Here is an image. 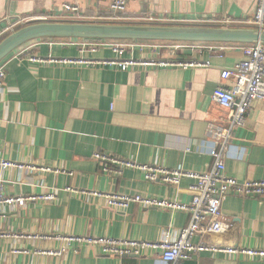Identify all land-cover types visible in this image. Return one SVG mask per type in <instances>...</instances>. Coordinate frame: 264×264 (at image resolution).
<instances>
[{
  "label": "crops",
  "instance_id": "0c3cea01",
  "mask_svg": "<svg viewBox=\"0 0 264 264\" xmlns=\"http://www.w3.org/2000/svg\"><path fill=\"white\" fill-rule=\"evenodd\" d=\"M65 4L79 6L86 23H110L104 19L119 16L111 10L112 0H0V33L19 18L60 14ZM255 9L256 0H131L122 16L163 20L151 25L186 26H210L230 19L235 24L228 27L249 28L246 24ZM77 43L49 39L28 45L41 57L77 59ZM211 45L226 48L222 57L208 51L203 55L196 50L179 52L185 61L211 63L209 68L187 70L137 67L122 71L100 64L43 65L10 57L1 63L6 77L0 94V160L15 165L0 168L3 194L38 198L54 193L55 200L26 201L5 209L0 264H166L161 251L117 257L103 254L96 245H68L63 239L158 243L166 237L175 240L189 225L190 215L181 210L132 204L124 211L93 194L143 196L188 206L191 180L183 179L175 187L147 182L136 169H124L121 175L106 173L94 155L109 154L161 170L210 171L211 152L222 149L223 140L210 136L209 128H227L229 113L213 96L220 86L234 85L233 80H222L221 73L244 57L239 44ZM156 52L134 50L124 57H169L167 50ZM90 57L110 60L115 56L105 49ZM226 146L228 177L264 181L263 101L253 103L245 126L233 131ZM221 209L230 229L198 235L195 244L264 251V199L228 194ZM177 264H264V260L205 252Z\"/></svg>",
  "mask_w": 264,
  "mask_h": 264
},
{
  "label": "built area",
  "instance_id": "2783aa9c",
  "mask_svg": "<svg viewBox=\"0 0 264 264\" xmlns=\"http://www.w3.org/2000/svg\"><path fill=\"white\" fill-rule=\"evenodd\" d=\"M131 0H112L111 10L118 17L104 19L110 23L143 22L156 23L163 20L131 19L122 16L128 11ZM100 19V18H99ZM86 17L80 12L77 5L65 4L61 13L52 16L39 18H19L6 28V32L13 31L17 26H25L34 22H84ZM176 22V21H174ZM217 27H228L235 24L230 19L219 22H213ZM249 28L264 31V0H256V9L251 22L246 24ZM5 32V33H6ZM0 33V38L5 34ZM79 46V57L77 59H60L53 55L41 57L33 53L34 46L25 45L14 51L10 58L17 60H26L37 64H75V65H103L113 66L126 71L131 68L143 67H179L184 70L189 68H209L210 61H201L193 59L185 61L179 58V52L185 50H196L198 54L203 55L206 51L210 54L222 57L225 47L216 45H196L189 43L172 42H151V41H107V40H77ZM244 55L243 60L233 69L224 70L221 73V79L224 81L233 80L232 87L220 86L214 93L213 100L222 108L227 110V128L210 126L209 135L215 139L223 140V148L212 150L211 156L214 160L210 171L203 173L186 172L184 170H161L156 166H141L131 160H121L109 154L96 153L94 159L104 167L106 173L121 175L124 169H136L141 171L147 182H161L164 184L179 186L183 179L192 181L189 192L192 195L190 205H181L166 201H159L143 196L119 195V194H93L94 196L105 198L107 204L119 210H128L132 204L140 205L145 209L167 208L181 210L190 215L189 225L182 229L175 240L168 237L158 243L141 242L137 240H113L110 238H84V237H66L68 245L73 243H85L87 245H96L100 247L105 255L117 257L141 256L148 252L161 251L162 261L166 264H177L180 261L194 259L197 255L205 252L212 254H225L230 257L242 256L245 259L264 260V251L251 248L229 247L220 248L216 246H207L204 244H195L193 239L198 235L207 233L222 234L227 232L231 225L229 220L222 214V201L228 194H233L241 198L264 199V181H245L240 182L226 175V160L224 150L226 144L231 139L232 133L236 128L244 127L247 117L256 101L264 102V45L250 44L240 45ZM109 49L114 58L110 60H97L93 57L101 50ZM167 50L169 57L166 58H140L133 56L125 58L126 53H132L134 50ZM6 77L4 66L0 64V94L3 92V84ZM15 166L10 162L0 160V168L7 169ZM23 169V166H18ZM50 171L49 169H42ZM72 175V174H71ZM67 191L73 190L67 188ZM53 201L54 193H47L36 198L7 197L3 194V182H0V238L5 237L2 230V222L6 208H13L16 205L24 204L26 201ZM61 253V252H60Z\"/></svg>",
  "mask_w": 264,
  "mask_h": 264
},
{
  "label": "water",
  "instance_id": "95a60500",
  "mask_svg": "<svg viewBox=\"0 0 264 264\" xmlns=\"http://www.w3.org/2000/svg\"><path fill=\"white\" fill-rule=\"evenodd\" d=\"M43 39L264 45V31L223 26L34 22L0 41V64L17 49Z\"/></svg>",
  "mask_w": 264,
  "mask_h": 264
},
{
  "label": "rangeland",
  "instance_id": "374dc122",
  "mask_svg": "<svg viewBox=\"0 0 264 264\" xmlns=\"http://www.w3.org/2000/svg\"><path fill=\"white\" fill-rule=\"evenodd\" d=\"M23 26H17L16 28H14V31L17 30V29H20L22 28ZM12 31H9L7 33H5L1 38H0V41H2L4 38H6ZM11 56V55H10ZM8 56V57H10ZM2 63V62H1Z\"/></svg>",
  "mask_w": 264,
  "mask_h": 264
},
{
  "label": "trees",
  "instance_id": "16d2710c",
  "mask_svg": "<svg viewBox=\"0 0 264 264\" xmlns=\"http://www.w3.org/2000/svg\"><path fill=\"white\" fill-rule=\"evenodd\" d=\"M43 40H49V39H43ZM53 40H71V39H53ZM95 41H100V40H95ZM191 44L199 45V44H204V43H191Z\"/></svg>",
  "mask_w": 264,
  "mask_h": 264
}]
</instances>
